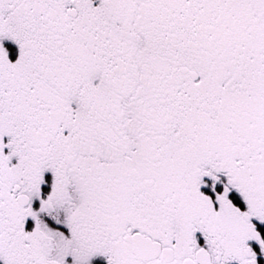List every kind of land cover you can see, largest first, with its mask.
Masks as SVG:
<instances>
[{
    "label": "snow or ice",
    "instance_id": "6c2138e0",
    "mask_svg": "<svg viewBox=\"0 0 264 264\" xmlns=\"http://www.w3.org/2000/svg\"><path fill=\"white\" fill-rule=\"evenodd\" d=\"M0 264H264V0H0Z\"/></svg>",
    "mask_w": 264,
    "mask_h": 264
}]
</instances>
